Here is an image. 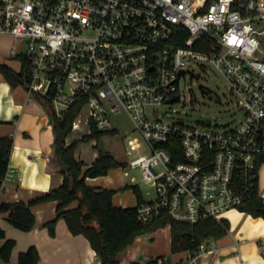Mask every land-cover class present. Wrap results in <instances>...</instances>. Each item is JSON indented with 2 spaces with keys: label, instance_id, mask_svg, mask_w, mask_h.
I'll return each instance as SVG.
<instances>
[{
  "label": "built area",
  "instance_id": "1",
  "mask_svg": "<svg viewBox=\"0 0 264 264\" xmlns=\"http://www.w3.org/2000/svg\"><path fill=\"white\" fill-rule=\"evenodd\" d=\"M2 36L12 38L9 56L29 61V93L50 97L59 115L81 104L72 126L79 138L116 130L112 113L131 116L142 139L128 140L125 154L138 155L125 167L140 168L155 188L138 206L144 223L165 212L223 221L225 211H245L262 195L264 0H0ZM209 66L227 80L241 117L172 118L181 79ZM13 174L9 168L6 178ZM219 250L210 238L184 259L196 264ZM132 264L182 263L162 256Z\"/></svg>",
  "mask_w": 264,
  "mask_h": 264
},
{
  "label": "crops",
  "instance_id": "2",
  "mask_svg": "<svg viewBox=\"0 0 264 264\" xmlns=\"http://www.w3.org/2000/svg\"><path fill=\"white\" fill-rule=\"evenodd\" d=\"M5 38L11 37L2 36L0 41ZM9 42L12 41L9 39ZM2 48L0 46V62L14 67L8 60H19L9 56L7 48ZM30 95L26 86L12 85L0 74V135L12 133L14 138L9 162L14 174L3 183L0 203L27 201L35 192L60 185L64 178L62 174L53 175L47 169L44 153L50 150L52 128L46 114L40 111ZM69 136L67 141L71 143L75 139L70 140ZM98 153L99 150L95 151L87 161L76 150V156L84 161V169L92 164ZM86 180L91 185L115 189L113 201L118 205L134 206L138 203L132 184H138L143 194L140 181L134 175L129 176L125 165L112 168L105 175L88 176ZM143 197L145 199L144 194ZM57 204L58 200L34 204L32 208L36 214V224L30 230H22L0 215V227L5 229L8 237L16 240L10 260L5 261L0 256V264H18L20 252L31 244L39 249L38 264H101L88 237L73 233L64 217L58 219L55 234H51L44 225L57 215ZM239 211L231 212L228 233L216 238L219 252L198 255L196 264H264V215L255 216L252 212ZM246 227L250 228L248 234L245 233ZM159 228H162V233ZM159 228L149 234L138 235L132 244L119 252V264H132L136 260L146 263L162 256H166L171 263L193 264L184 259L185 251L171 252L170 225ZM3 242L4 239H0V247Z\"/></svg>",
  "mask_w": 264,
  "mask_h": 264
},
{
  "label": "trees",
  "instance_id": "3",
  "mask_svg": "<svg viewBox=\"0 0 264 264\" xmlns=\"http://www.w3.org/2000/svg\"><path fill=\"white\" fill-rule=\"evenodd\" d=\"M29 67V61L26 58H23L19 69H15L7 62H0V74L12 85L21 84L27 87ZM30 99L39 105L42 113L46 114L52 128L53 138L50 150L44 153L47 169L53 175L62 174L64 178L60 185L47 191L35 192L27 201L0 203V215L14 226L22 230L32 229L36 224V214L32 206L45 201L58 200L57 215L47 220L44 225L48 227L51 234H55L58 219L64 217L73 233H81L88 237L101 264H119V252L132 244L138 235L152 232L166 225H170L171 228L172 253L194 250L202 241L221 238L228 233L230 229L228 219L217 221L209 218L190 222L177 219L165 212L152 221L144 223L138 216V206L144 201L138 184L131 186L138 197L136 205L115 204L113 201L115 189L91 185L86 179L88 176L105 175L112 168L125 163L110 151L99 150L92 164L84 169V161L76 156L79 140L99 135L102 131L93 130L91 134H86L71 143L67 141L81 104L75 103L59 115L50 97L33 92ZM13 144L12 133L0 135V191L9 170ZM262 161H264V155ZM249 205L255 216L264 215L262 211L264 197L257 191L249 201ZM0 239H4L0 247V256L8 261L16 240L8 237L2 227H0ZM39 261L40 252L35 244L29 245L18 256V264H38Z\"/></svg>",
  "mask_w": 264,
  "mask_h": 264
},
{
  "label": "rangeland",
  "instance_id": "4",
  "mask_svg": "<svg viewBox=\"0 0 264 264\" xmlns=\"http://www.w3.org/2000/svg\"><path fill=\"white\" fill-rule=\"evenodd\" d=\"M9 39L12 41L11 38H5L0 41V46L3 47L2 49L7 48V50H9L11 45ZM8 61L16 68L20 67V63L15 59H10ZM195 72V75L187 74L181 79L179 92L182 95V99L181 101L173 103L169 108L172 112V118H182L184 121L191 123L198 121H210L219 124L235 123L242 114L237 108L236 98L231 94L229 84L225 77L211 66H209L207 70L195 67ZM200 84L208 87L209 90L205 91ZM163 107L168 108L167 105ZM112 119L114 127L116 128L115 131H102L99 135L79 140L77 152L80 153L85 160H90L95 151L98 150L110 151L125 164L129 159L138 155L136 151L134 154L128 156L125 154L124 150L130 138L138 137L142 139L141 133L135 129L134 121L131 116L128 113H112ZM79 134V131H72L69 134V139L73 140L79 138ZM146 151L147 149L144 148L141 150V152ZM126 169L128 170L129 176L134 175L140 181L143 194L146 198L155 194V188L142 179L140 168L128 167ZM259 189L264 196V161L259 168ZM234 210L237 209L225 211L221 217L232 220L231 212ZM246 211L251 212V208H246L244 212ZM159 229V232L162 233V228ZM249 229V227L245 228L246 234H248ZM180 253H182V251Z\"/></svg>",
  "mask_w": 264,
  "mask_h": 264
},
{
  "label": "water",
  "instance_id": "5",
  "mask_svg": "<svg viewBox=\"0 0 264 264\" xmlns=\"http://www.w3.org/2000/svg\"><path fill=\"white\" fill-rule=\"evenodd\" d=\"M181 72H183V71H181ZM200 86L203 87V84H200ZM176 98H177V95H174V96H173V99H176ZM262 211H263V213H264V210H262Z\"/></svg>",
  "mask_w": 264,
  "mask_h": 264
}]
</instances>
